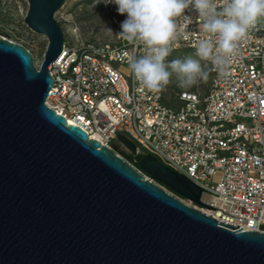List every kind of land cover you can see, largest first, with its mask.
Here are the masks:
<instances>
[{
  "label": "water",
  "instance_id": "95a60500",
  "mask_svg": "<svg viewBox=\"0 0 264 264\" xmlns=\"http://www.w3.org/2000/svg\"><path fill=\"white\" fill-rule=\"evenodd\" d=\"M27 1L25 22L48 43L38 69L0 33V264H264L263 231L185 203L159 183L207 205L203 189L118 134L147 179L45 103L64 0Z\"/></svg>",
  "mask_w": 264,
  "mask_h": 264
},
{
  "label": "built area",
  "instance_id": "2783aa9c",
  "mask_svg": "<svg viewBox=\"0 0 264 264\" xmlns=\"http://www.w3.org/2000/svg\"><path fill=\"white\" fill-rule=\"evenodd\" d=\"M224 2L216 0L218 8ZM97 7L108 21L103 28L113 32L106 39L85 37L73 27L74 36L49 64L54 81L45 103L112 149L120 146L117 135H126L138 152L151 153L203 189L207 205L180 197L185 203L235 229L264 232V17L237 42L227 75L201 61L207 81L177 86L167 99L164 90L148 91L130 67H121L144 52L117 35L127 14L103 0ZM175 19L172 51L195 53L207 36L202 18L190 6Z\"/></svg>",
  "mask_w": 264,
  "mask_h": 264
},
{
  "label": "clouds",
  "instance_id": "9594fccd",
  "mask_svg": "<svg viewBox=\"0 0 264 264\" xmlns=\"http://www.w3.org/2000/svg\"><path fill=\"white\" fill-rule=\"evenodd\" d=\"M100 2L101 0H96V4ZM103 2L115 4L119 14H127L117 35L129 43L143 46V54L133 56L129 60V67L141 86L154 93L164 90L173 77L178 82L177 86L181 88L195 86L200 81L206 82L209 72L202 66L201 61L210 62L220 75H227V70L237 53V42L246 36L258 18L264 17V0H225L223 6L219 8L216 0H107V2L103 0ZM190 6L202 18V31L207 34L195 45L194 55L198 59L188 56L167 62L166 58L172 53L171 43L177 35L175 18L182 16L185 9ZM94 12L98 14L97 10ZM55 19L62 28L64 41L67 37L74 36L73 27L79 29L76 21H73L75 25L69 24L70 27L64 28L62 23ZM107 31L113 32L110 28H107ZM118 145L123 147L120 143ZM115 151L120 154L117 149ZM159 184L164 186L162 183ZM164 187L166 189V186ZM167 191L177 195L179 199L185 198L170 189Z\"/></svg>",
  "mask_w": 264,
  "mask_h": 264
},
{
  "label": "rangeland",
  "instance_id": "374dc122",
  "mask_svg": "<svg viewBox=\"0 0 264 264\" xmlns=\"http://www.w3.org/2000/svg\"><path fill=\"white\" fill-rule=\"evenodd\" d=\"M91 1L94 3H91ZM97 6H99V3L96 4V0H64L63 4L56 12L55 18L62 23L64 28L70 27L68 26L69 24L75 25L73 21H76L79 25L80 31L85 37H100L106 39L109 36V33L103 27L105 21H108L102 17V8ZM98 9L100 14L98 13L97 16L94 11ZM27 11V0H0V33L2 36L22 43L27 47L34 56L35 65L39 67L48 40L44 35L39 34L28 27L25 22ZM188 56L198 59V57H195L191 49H187L184 52L172 51L169 55L172 60L177 58L183 59ZM121 67L125 69L128 68L129 65L124 64ZM176 84H178V82L175 77H173L169 85L164 89V94L167 99H169L170 94H173L176 90ZM117 150L122 157H124V152L129 153L123 147H117ZM166 189L168 190L167 187Z\"/></svg>",
  "mask_w": 264,
  "mask_h": 264
},
{
  "label": "trees",
  "instance_id": "16d2710c",
  "mask_svg": "<svg viewBox=\"0 0 264 264\" xmlns=\"http://www.w3.org/2000/svg\"><path fill=\"white\" fill-rule=\"evenodd\" d=\"M168 102V101H167ZM168 103H170V102H168ZM124 157L128 160V161H130V162H132L136 167H138V168H140V166H139V164H138V161L137 160H135V158H134V156L133 155H131L130 153H125L124 152ZM147 174V173H146ZM162 185H164V184H162ZM165 186V185H164ZM167 187V186H166ZM168 189H170L169 187H167ZM171 190V189H170Z\"/></svg>",
  "mask_w": 264,
  "mask_h": 264
},
{
  "label": "bare ground",
  "instance_id": "6f19581e",
  "mask_svg": "<svg viewBox=\"0 0 264 264\" xmlns=\"http://www.w3.org/2000/svg\"><path fill=\"white\" fill-rule=\"evenodd\" d=\"M208 199V198H207Z\"/></svg>",
  "mask_w": 264,
  "mask_h": 264
}]
</instances>
